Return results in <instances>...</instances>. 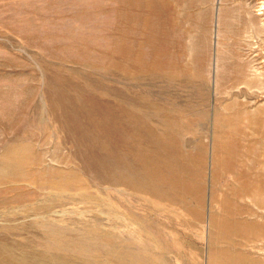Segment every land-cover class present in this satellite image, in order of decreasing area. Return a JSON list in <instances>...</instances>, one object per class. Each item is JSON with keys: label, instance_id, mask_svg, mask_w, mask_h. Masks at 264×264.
Instances as JSON below:
<instances>
[{"label": "rangeland", "instance_id": "374dc122", "mask_svg": "<svg viewBox=\"0 0 264 264\" xmlns=\"http://www.w3.org/2000/svg\"><path fill=\"white\" fill-rule=\"evenodd\" d=\"M0 264H264V0H0Z\"/></svg>", "mask_w": 264, "mask_h": 264}]
</instances>
